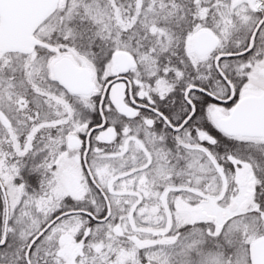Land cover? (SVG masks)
I'll list each match as a JSON object with an SVG mask.
<instances>
[{
  "label": "snow or ice",
  "instance_id": "6c2138e0",
  "mask_svg": "<svg viewBox=\"0 0 264 264\" xmlns=\"http://www.w3.org/2000/svg\"><path fill=\"white\" fill-rule=\"evenodd\" d=\"M0 264H264V0H0Z\"/></svg>",
  "mask_w": 264,
  "mask_h": 264
}]
</instances>
